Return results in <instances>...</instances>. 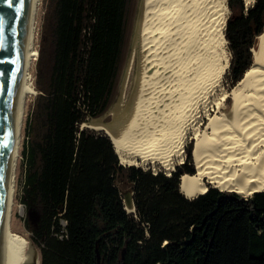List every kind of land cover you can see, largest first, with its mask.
<instances>
[{"label":"trees","instance_id":"1","mask_svg":"<svg viewBox=\"0 0 264 264\" xmlns=\"http://www.w3.org/2000/svg\"><path fill=\"white\" fill-rule=\"evenodd\" d=\"M131 0H47L31 111L19 152L24 235L40 264H264V192L216 189L188 200L190 150L169 176L120 165L109 139L80 127L107 113L120 75ZM230 89L252 63L264 0H228ZM190 149V148H188ZM131 186L124 210L117 180ZM65 222V227L61 226ZM64 234L62 240L58 236Z\"/></svg>","mask_w":264,"mask_h":264},{"label":"bare ground","instance_id":"2","mask_svg":"<svg viewBox=\"0 0 264 264\" xmlns=\"http://www.w3.org/2000/svg\"><path fill=\"white\" fill-rule=\"evenodd\" d=\"M254 2L243 0L247 9ZM226 3L142 0L129 62L136 59L137 73L128 102L121 106L119 100L109 112L108 122L91 118L81 125L104 133L120 164L149 165L154 172L159 165L167 176L174 170L175 160L182 162L188 135H192L195 172L179 178V192L188 200L204 195L208 187L245 198L264 192V33L256 38L253 63L225 92L223 76L229 68L224 38ZM39 7L40 0H29L11 128L0 264H40L31 240L12 230L25 107L28 97L35 95L30 70L37 56ZM228 97L232 107L224 111ZM212 104L216 111L201 130L199 125ZM127 200L124 209L132 213L130 197Z\"/></svg>","mask_w":264,"mask_h":264},{"label":"rangeland","instance_id":"3","mask_svg":"<svg viewBox=\"0 0 264 264\" xmlns=\"http://www.w3.org/2000/svg\"><path fill=\"white\" fill-rule=\"evenodd\" d=\"M141 1L142 0H131L130 5H129L127 23H126V38H125V44H124V51H123V57H122L121 70H120V75H119V79H118V82H117V86H116V90H115V93H114V96H113L112 103H111L107 113L103 116L104 117L103 120L106 121V122H108L110 120L109 112L113 108H115V106L117 104H119V100L121 102V106H124L125 104H127L128 99H129V95L131 94L130 92L133 89V86H134V83H135V78H136V73H137L136 59H134L133 63H131V64H129V62H130L131 56L133 54L134 40H135L136 31L138 29V27H137L138 24L137 23H138L139 14H140ZM227 2H228V0H227ZM46 5H47V0H40V7H39V11H38V18H37L36 39H35V46H36V50H37V56L35 58V61L32 64L31 70H30V75H31V80H32L31 83H32L33 87H34V81H35V70H36V66H37V62H38V51L40 49H42V46L44 44L43 25H44V17H45ZM226 5H227V3H226ZM243 6H244V3H243ZM245 9H247V8H245V6H244V10ZM229 15H230V12H229V9H228L227 18L229 17ZM255 47H256V44H255ZM225 50H226V53L228 54L229 65H230L231 53H230V51L228 49L227 41H226ZM252 63H253V56H252ZM129 69H130V72H129ZM133 80H134V82H133ZM223 88H224L225 92H229L230 91L229 68L227 69V71L225 72V74L223 76ZM36 94H37V92L35 91V95ZM35 95L30 96L27 99L26 107H25V113H24V119H23V128H24V124H25L26 118L28 117V114L31 111L32 102H33V98L35 97ZM217 98L218 99L220 98L219 94H218ZM222 107H224V111H229L231 109V107H232L231 98L228 97L223 102V106ZM215 111H216L215 105L212 104V106L210 108V111H209V115L205 116L202 119V121H201V123L199 125V128L201 130L204 128L205 124L207 123L208 117L213 115V113ZM23 128H22V132H23ZM87 130H89V129H87ZM90 131H92V130H90ZM93 132H95L97 134L101 133V134L105 135L102 132H96V131H93ZM22 139H23V133L21 135V142H22ZM193 145H194L193 136L189 134L188 138H187V141H186V144H185V147H184V158H183L182 162H179L178 160H175V162H174V170L172 172L175 171V169H176L175 167L176 166H180V165H182L184 163L185 158L187 156V150H190L191 165H192L193 170L195 172L194 165H193V162H192V157H191V152H192V149H193ZM20 147H21V143H20ZM188 148H190V149H188ZM19 161H20V157H19V160H18V165H19ZM120 165H122V164H120ZM122 166L129 167V166H134V165H122ZM135 167H139V168H141L143 170H149V171H151V173H155L156 174V173L160 172V173L166 175V172L164 171V169L161 168L159 165H156L155 172L152 170L151 166H149V165L142 166V165L137 164ZM22 174H23L22 169L19 168V166H17L16 186H15V208L13 210L12 228L14 226L18 230L19 229L20 230L23 229L22 223H23V218H24V215H25L24 207L21 204V195H22V187H23ZM116 186H117V188H118V190H119V192H120L122 197H123V195H125V194H127V193H129L131 191V186L126 181H122V180L118 179L117 182H116ZM208 189H214V188L208 187ZM222 193H227V192H222ZM242 198L249 199L251 197H247V198L242 197ZM23 233H24V235L27 238L30 237V233H28V232H26L24 230H23ZM36 250H37V252L39 254V250L38 249H36Z\"/></svg>","mask_w":264,"mask_h":264},{"label":"water","instance_id":"4","mask_svg":"<svg viewBox=\"0 0 264 264\" xmlns=\"http://www.w3.org/2000/svg\"><path fill=\"white\" fill-rule=\"evenodd\" d=\"M28 4L29 0H0V258L4 247L1 228L11 128L19 92ZM254 49L255 47L252 50ZM104 115L93 119H103ZM82 130L80 127V131ZM128 197L133 204V193L130 191L122 197L123 206ZM127 214H135V208L132 213ZM96 258L97 264H100L98 254Z\"/></svg>","mask_w":264,"mask_h":264},{"label":"built area","instance_id":"5","mask_svg":"<svg viewBox=\"0 0 264 264\" xmlns=\"http://www.w3.org/2000/svg\"><path fill=\"white\" fill-rule=\"evenodd\" d=\"M245 10H246V9H245ZM65 225H66L65 222H64V221H61V226H62V227H65ZM63 237H64V234H63V233H62L61 235L58 236L59 240H62Z\"/></svg>","mask_w":264,"mask_h":264}]
</instances>
